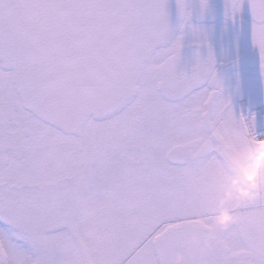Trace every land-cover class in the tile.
<instances>
[{"label":"snow or ice","instance_id":"obj_1","mask_svg":"<svg viewBox=\"0 0 264 264\" xmlns=\"http://www.w3.org/2000/svg\"><path fill=\"white\" fill-rule=\"evenodd\" d=\"M0 264H264V0H0Z\"/></svg>","mask_w":264,"mask_h":264}]
</instances>
